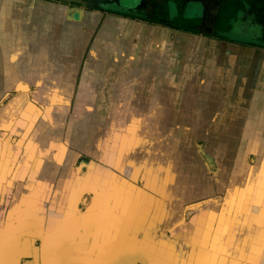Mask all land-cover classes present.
<instances>
[{
    "label": "crops",
    "instance_id": "1",
    "mask_svg": "<svg viewBox=\"0 0 264 264\" xmlns=\"http://www.w3.org/2000/svg\"><path fill=\"white\" fill-rule=\"evenodd\" d=\"M69 11L0 0V264H264V48Z\"/></svg>",
    "mask_w": 264,
    "mask_h": 264
},
{
    "label": "flooded vegetation",
    "instance_id": "2",
    "mask_svg": "<svg viewBox=\"0 0 264 264\" xmlns=\"http://www.w3.org/2000/svg\"><path fill=\"white\" fill-rule=\"evenodd\" d=\"M59 2L65 6L84 11V15L88 12H98L103 16L116 15L131 20H138L147 24L161 25L167 28L174 22L176 14L175 9L180 7L183 14L190 20L189 26L198 33H204L215 37V27L218 21V15L223 5L224 0H211L207 12L205 7L194 4V2L208 1V0H179L180 6L170 2L167 5V0H130V2H123L124 0H50ZM264 8V0H263ZM169 7L166 12L165 8ZM259 9L258 11H260ZM264 10V9H263ZM186 12V13H185ZM168 13V14H167ZM244 14V13H240ZM239 14V15H240ZM263 17V16H262ZM197 23H193V21ZM237 21V20H236ZM192 22V23H191ZM260 23V24H259ZM257 23L256 28L259 31L258 40H264V18H261ZM195 34V33H194ZM216 38V37H215ZM77 164L83 163L88 158L82 156L78 158Z\"/></svg>",
    "mask_w": 264,
    "mask_h": 264
},
{
    "label": "trees",
    "instance_id": "3",
    "mask_svg": "<svg viewBox=\"0 0 264 264\" xmlns=\"http://www.w3.org/2000/svg\"><path fill=\"white\" fill-rule=\"evenodd\" d=\"M166 2L167 5L170 2H173V4L180 6L179 0H167ZM262 4L263 0H224L215 27V37L221 40L230 41L228 40V33L232 28V23L237 20L240 13H244L246 18H251L254 22L259 23V20L264 18V8H262ZM165 9L166 12L169 11L168 6ZM259 9L261 10L258 11ZM175 11L174 22L169 25V27H171L170 29L196 34L197 31L189 26L190 20L184 16L183 10L178 7ZM195 22L197 23V21L194 20L193 23ZM247 45L264 48V40L260 39L254 43H248Z\"/></svg>",
    "mask_w": 264,
    "mask_h": 264
},
{
    "label": "rangeland",
    "instance_id": "4",
    "mask_svg": "<svg viewBox=\"0 0 264 264\" xmlns=\"http://www.w3.org/2000/svg\"><path fill=\"white\" fill-rule=\"evenodd\" d=\"M237 20H239V18H237ZM256 26H257V22H254V21L253 22L247 21V23L240 22V21H234L232 23V28L230 32L228 33V36H229L228 40L232 42H239V43L246 44V45L248 43L256 42L258 40L257 36H259V32L256 29ZM252 35L255 37H252ZM76 209L77 211L79 210V207L77 208V205H76ZM83 226H85L84 223H83Z\"/></svg>",
    "mask_w": 264,
    "mask_h": 264
},
{
    "label": "water",
    "instance_id": "5",
    "mask_svg": "<svg viewBox=\"0 0 264 264\" xmlns=\"http://www.w3.org/2000/svg\"><path fill=\"white\" fill-rule=\"evenodd\" d=\"M123 2H124V3H125V2L128 3V2H130V0H124ZM70 10H71V11H69V12L72 13L73 16H74V14H75L74 12H76V14H77L80 18L84 16V11H83V10H79V9H75V8H74V9L72 8V9H70ZM183 220H184V219H183ZM180 224H182V222L179 223L178 225H180Z\"/></svg>",
    "mask_w": 264,
    "mask_h": 264
},
{
    "label": "snow or ice",
    "instance_id": "6",
    "mask_svg": "<svg viewBox=\"0 0 264 264\" xmlns=\"http://www.w3.org/2000/svg\"><path fill=\"white\" fill-rule=\"evenodd\" d=\"M131 211V209H129V212ZM3 227V214H0V229H2Z\"/></svg>",
    "mask_w": 264,
    "mask_h": 264
}]
</instances>
